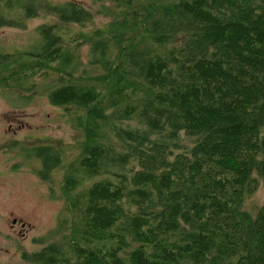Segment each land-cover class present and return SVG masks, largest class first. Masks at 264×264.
<instances>
[{
  "label": "trees",
  "instance_id": "obj_1",
  "mask_svg": "<svg viewBox=\"0 0 264 264\" xmlns=\"http://www.w3.org/2000/svg\"><path fill=\"white\" fill-rule=\"evenodd\" d=\"M96 1L106 25L69 39L101 67L90 80L65 72L73 54L56 23L38 27L39 50L0 53V87L50 71L60 81L48 101L74 107L84 136L69 161L54 144L29 152L40 180L61 170L65 201L22 258L264 264V202L244 206L264 186V0ZM41 10L82 26L93 15L75 1L0 0V27L24 28Z\"/></svg>",
  "mask_w": 264,
  "mask_h": 264
},
{
  "label": "rangeland",
  "instance_id": "obj_2",
  "mask_svg": "<svg viewBox=\"0 0 264 264\" xmlns=\"http://www.w3.org/2000/svg\"><path fill=\"white\" fill-rule=\"evenodd\" d=\"M49 1L55 4L66 1L81 3L92 11L91 21L83 26L64 24L47 10H41L28 19L24 28L0 27V53L17 55L39 50L47 38L39 35L38 27L56 23L60 25L56 33L64 39L60 42L68 45L67 51L73 54L68 67L60 61L65 72L84 78V81L90 80L102 69L89 66L84 41L69 45L70 35L75 31L86 35L92 29L103 28L108 17L97 14L100 4L96 0ZM53 67L57 68L56 62ZM90 71L95 74H90ZM38 74L34 79L12 81V86H8L11 89L5 85L0 87V145H3L0 148V216H7L8 230L5 249L0 248L1 264H26L23 252H30L42 244L36 241L56 225L62 212V201H65L60 193L61 170H53L50 183L40 180L36 173L39 162L29 152L41 144H54L60 148V158L69 161L78 153L84 139L82 129L76 128L73 121L75 108L55 106L48 101L47 91L60 80L50 71L46 75ZM101 88L106 89L107 84H101ZM263 202L264 186L259 181L256 190L245 198L244 206L253 214ZM13 217L20 221L16 230L11 226ZM0 222L4 223L3 220Z\"/></svg>",
  "mask_w": 264,
  "mask_h": 264
},
{
  "label": "flooded vegetation",
  "instance_id": "obj_3",
  "mask_svg": "<svg viewBox=\"0 0 264 264\" xmlns=\"http://www.w3.org/2000/svg\"><path fill=\"white\" fill-rule=\"evenodd\" d=\"M16 132V131H13ZM14 141V140H12ZM3 145H0V148H2ZM0 220H3L4 223L0 222V238L2 240L1 244H0V248L1 249H5V244H6V239L8 237V230H7V216L2 217L0 216ZM20 221L19 219H17L16 217H13L11 219V226L13 230H16L17 227L19 226Z\"/></svg>",
  "mask_w": 264,
  "mask_h": 264
}]
</instances>
